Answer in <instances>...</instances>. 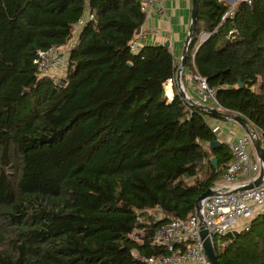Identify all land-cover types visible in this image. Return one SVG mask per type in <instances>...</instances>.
I'll list each match as a JSON object with an SVG mask.
<instances>
[{
    "label": "trees",
    "instance_id": "trees-1",
    "mask_svg": "<svg viewBox=\"0 0 264 264\" xmlns=\"http://www.w3.org/2000/svg\"><path fill=\"white\" fill-rule=\"evenodd\" d=\"M228 7L199 0L182 78L206 77L264 141V0ZM87 9L65 73L42 74L38 50L67 44ZM145 20L141 0H0V264H152L170 252L155 231L224 179L234 155L211 147L216 115L180 92L171 46L131 48ZM222 237L223 264H264V212Z\"/></svg>",
    "mask_w": 264,
    "mask_h": 264
},
{
    "label": "built area",
    "instance_id": "built-area-1",
    "mask_svg": "<svg viewBox=\"0 0 264 264\" xmlns=\"http://www.w3.org/2000/svg\"><path fill=\"white\" fill-rule=\"evenodd\" d=\"M229 7L223 15L233 16L237 4L242 0H225ZM251 2L252 0H246ZM146 16H150L154 10L164 9L163 0H141ZM90 9L78 19L74 27L73 45L78 42L79 34L87 19L92 18ZM210 34L202 32L200 41H203ZM70 41V40H69ZM141 32L137 33L130 42L131 48L138 51L143 45ZM66 45V44H65ZM56 46L50 49H39L35 62L42 74L49 75L55 79L61 77L67 68L70 50L63 49V46ZM199 46L196 47V49ZM192 77L197 81L196 91L199 103L216 106L224 111L215 96V89L211 87L208 80L203 75L192 73ZM167 84L171 90L173 79L166 81L165 87L169 93ZM185 97L189 102L192 96L187 91ZM221 125L213 126L215 132L220 131ZM228 143L234 155L233 161L224 173V179L212 185L213 193L204 198L200 205V214L195 211L188 218L177 217L160 226L154 233L153 242L155 244L167 246L168 253H161L148 257L152 264H213L209 258L201 237L202 223L208 228L216 246V236H225L229 231L242 230L249 226L251 220L264 212V177L259 184L252 187H242L255 180L261 175L263 163L255 153L253 140L246 131L237 135L232 140H223ZM156 218L161 219L162 212L155 213ZM142 220L143 218L140 217ZM138 232L144 233V229L135 228L131 235L136 237Z\"/></svg>",
    "mask_w": 264,
    "mask_h": 264
},
{
    "label": "crops",
    "instance_id": "crops-1",
    "mask_svg": "<svg viewBox=\"0 0 264 264\" xmlns=\"http://www.w3.org/2000/svg\"><path fill=\"white\" fill-rule=\"evenodd\" d=\"M163 2L164 9L162 11L154 10L150 16H146L141 29L143 44L163 43L170 40L175 59L180 65L184 42L191 22L192 0H163ZM186 78L187 82L183 80L186 90L190 95L197 98V81L192 77L191 71L186 70ZM171 93L172 95L168 93L170 97L174 94L173 88ZM208 118L211 124L221 125L219 136L223 140H232L245 131L234 120L212 115H209Z\"/></svg>",
    "mask_w": 264,
    "mask_h": 264
},
{
    "label": "water",
    "instance_id": "water-1",
    "mask_svg": "<svg viewBox=\"0 0 264 264\" xmlns=\"http://www.w3.org/2000/svg\"><path fill=\"white\" fill-rule=\"evenodd\" d=\"M198 12H199V0H192L191 22H190V26H189V32H188L187 37H186L185 42H184V47H183L182 57H181V63H180V65L177 69V72H176L177 84L179 86L180 92L183 94L184 97H188V96H187V90H186L184 83H183V78H182L183 74L182 73H183V70L186 66L187 55H188L189 47H190L191 42H192V37L197 30ZM141 29H142V27L138 28L137 33H140ZM160 44H165L167 46H170V40H166L165 42L160 43ZM239 82L241 85H243L241 79L239 80ZM189 100L193 105H195V106H197L203 110H206V111L212 113L213 115L236 121L237 123H239L244 128V130L247 133H249L251 135L252 140H253V148L255 150V153L257 154V156L260 158L261 162L263 163V167H262L261 175L255 180V182H251L249 184L244 185L242 187V189L252 187L254 184H259L264 177V141H263L262 136L259 135V133L257 132V130L251 126L250 120L241 113H237L234 111H231V112L230 111H224V110H221L220 108H218L216 106L199 103L192 96L189 97ZM221 143H222V140L216 139V140L211 142V147L214 148L216 146L221 145ZM212 160H213L214 164L217 166L218 165V158L216 155H214L212 157ZM213 191L214 190L211 186L206 191L202 192L198 196L197 201H196V209H197V212L199 214H200L199 209H200L201 201L204 198H206L207 196H209L210 194H212ZM239 232H240V230L234 229V230L229 231L227 236H229L232 240L236 235H238ZM201 237L203 239V244H204L205 250H206L209 258L211 259L212 263L213 264H223L220 261V259L218 258V255L216 253L214 240H213L212 236L210 235L208 228L203 223L201 226ZM229 242H231V241H229Z\"/></svg>",
    "mask_w": 264,
    "mask_h": 264
},
{
    "label": "rangeland",
    "instance_id": "rangeland-1",
    "mask_svg": "<svg viewBox=\"0 0 264 264\" xmlns=\"http://www.w3.org/2000/svg\"><path fill=\"white\" fill-rule=\"evenodd\" d=\"M74 39H75V36H73L71 39H70V41L65 45V46H63V49H68V50H70L71 48H72V44H73V41H74ZM182 77H183V75H182ZM185 82H187V78L185 77ZM193 97V96H192ZM231 112V111H230ZM225 121H226V119H225ZM196 209V208H195ZM197 210V209H196ZM222 241H223V237L222 236H216V244H220V243H222Z\"/></svg>",
    "mask_w": 264,
    "mask_h": 264
}]
</instances>
